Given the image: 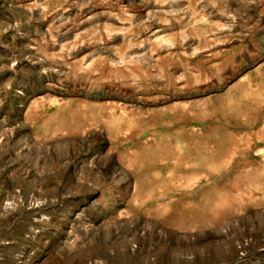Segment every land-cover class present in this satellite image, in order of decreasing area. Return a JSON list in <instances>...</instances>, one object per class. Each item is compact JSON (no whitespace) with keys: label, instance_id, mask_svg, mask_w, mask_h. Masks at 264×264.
Returning a JSON list of instances; mask_svg holds the SVG:
<instances>
[{"label":"rangeland","instance_id":"374dc122","mask_svg":"<svg viewBox=\"0 0 264 264\" xmlns=\"http://www.w3.org/2000/svg\"><path fill=\"white\" fill-rule=\"evenodd\" d=\"M0 264H264V0H0Z\"/></svg>","mask_w":264,"mask_h":264}]
</instances>
